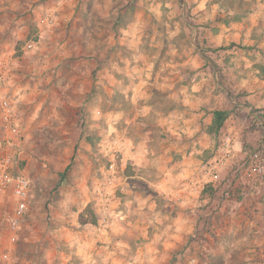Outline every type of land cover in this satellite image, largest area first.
<instances>
[{
    "label": "rangeland",
    "instance_id": "374dc122",
    "mask_svg": "<svg viewBox=\"0 0 264 264\" xmlns=\"http://www.w3.org/2000/svg\"><path fill=\"white\" fill-rule=\"evenodd\" d=\"M154 2L128 8L143 20V45L115 71L120 50L106 29L119 26L101 25L97 55L56 63L36 53L32 11L0 0L5 92L24 135L15 173L30 184L6 259L15 197L0 196V264H85L80 248L109 254V233L79 223L88 205L97 226L109 221L127 239L118 252L133 264H264V0ZM218 108L230 115L211 133ZM179 167L174 182L167 175Z\"/></svg>",
    "mask_w": 264,
    "mask_h": 264
},
{
    "label": "crops",
    "instance_id": "0c3cea01",
    "mask_svg": "<svg viewBox=\"0 0 264 264\" xmlns=\"http://www.w3.org/2000/svg\"><path fill=\"white\" fill-rule=\"evenodd\" d=\"M12 3H18L24 10H31L33 14L29 13V17L32 19L34 15V22L38 24L40 38L35 42V46L39 47L37 54H44L49 56L47 58H53V61L58 63L66 57L71 55L84 54V55H97L101 50V25L103 23L110 24L111 26H119L116 31H109L110 34V47L111 49L120 50L117 54L120 56V61L110 63L113 70L126 69L130 63L127 62L129 54L142 48L143 36L142 27H138L143 21L141 18L133 19L127 16L128 8L134 4L137 8L141 9L145 7L149 1L158 2L159 0H9ZM154 2V3H155ZM153 3V4H154ZM159 6V4H157ZM154 7V5H152ZM120 8V10H119ZM142 10V9H141ZM121 11V13L119 12ZM32 15V16H31ZM50 16L51 22L45 23V17ZM33 22V23H34ZM118 24V25H117ZM34 25V24H33ZM25 28L18 32L19 37L25 39L28 38ZM15 34L17 32H14ZM105 33V32H104ZM10 34V33H9ZM156 39V34L153 36ZM44 39V40H43ZM44 41L43 45H39V42ZM92 50V51H91ZM98 51V52H97ZM86 53V54H85ZM123 66V67H121ZM176 96V93H174ZM176 111H173V115ZM166 120L170 118L165 117ZM164 118V119H165ZM174 124V123H173ZM175 125V124H174ZM170 128V127H169ZM172 133L180 134L178 126L171 128ZM184 175L181 168L177 171H171L169 178L174 179V182L179 177ZM179 180L177 181V183ZM173 195L180 197V192H175ZM108 211L106 214L109 215ZM112 215V214H111ZM109 217V216H108ZM109 221L105 224L97 226V236H102L105 233H109L106 247L109 248V254H105L103 258H99L95 251H86L85 249L77 250V254L80 259L85 261V264L92 262V264H133L129 259L119 253L120 248L126 249L124 241L127 239H118L117 236H113V232L105 228ZM92 225V224H91ZM94 226V225H92ZM111 234V235H110ZM112 236V237H110ZM82 241L79 240V245ZM78 245V246H79ZM121 245H124L123 247ZM113 248V252L111 251Z\"/></svg>",
    "mask_w": 264,
    "mask_h": 264
},
{
    "label": "built area",
    "instance_id": "2783aa9c",
    "mask_svg": "<svg viewBox=\"0 0 264 264\" xmlns=\"http://www.w3.org/2000/svg\"><path fill=\"white\" fill-rule=\"evenodd\" d=\"M51 22L47 16L42 20ZM10 74L7 66L0 62V196L8 189L15 197V208L6 219L8 244L2 251V257L8 258L10 245L18 239L22 222L28 210L29 180L22 174L15 173V155L21 149L23 143V131L19 124L17 101L7 96L5 88L10 83ZM254 158L260 162L259 153ZM256 168L263 173L264 167L261 163ZM113 167V166H112Z\"/></svg>",
    "mask_w": 264,
    "mask_h": 264
},
{
    "label": "trees",
    "instance_id": "16d2710c",
    "mask_svg": "<svg viewBox=\"0 0 264 264\" xmlns=\"http://www.w3.org/2000/svg\"><path fill=\"white\" fill-rule=\"evenodd\" d=\"M230 115V110L226 108H218L213 110L212 123L209 126L211 133H218L223 127L225 121ZM79 223L82 225L98 223V215L90 205H88L78 217Z\"/></svg>",
    "mask_w": 264,
    "mask_h": 264
}]
</instances>
